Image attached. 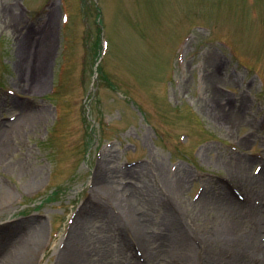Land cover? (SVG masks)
<instances>
[{
	"label": "rangeland",
	"instance_id": "374dc122",
	"mask_svg": "<svg viewBox=\"0 0 264 264\" xmlns=\"http://www.w3.org/2000/svg\"><path fill=\"white\" fill-rule=\"evenodd\" d=\"M25 114L0 157V264H65L67 240L145 264L98 182L150 211L160 264H202L228 223L264 264V0H0V120Z\"/></svg>",
	"mask_w": 264,
	"mask_h": 264
},
{
	"label": "bare ground",
	"instance_id": "6f19581e",
	"mask_svg": "<svg viewBox=\"0 0 264 264\" xmlns=\"http://www.w3.org/2000/svg\"><path fill=\"white\" fill-rule=\"evenodd\" d=\"M24 49L25 48L22 47V50H23V56L21 59L22 62L25 59ZM50 49H51L50 42L49 43L47 42V44L44 43V45L42 46V50L40 53L42 54L43 57H45V61L49 56ZM27 57H28V54H27ZM42 86L43 85L41 84L40 88H42ZM217 97L218 95H214L213 98H217ZM33 117H37V116L35 114L34 115L25 114V115H21L19 118L18 116L13 117L12 121L5 122V121L0 120V157H1V154L6 149L9 148V144H11L9 140H11V138L21 137V134H20L21 124H19L21 119H23L29 124L30 122L32 123L33 121H35ZM98 183H99L98 188L100 190H103L106 193V196L109 195V197L111 198V201L107 199L103 201L106 208L112 209V211L114 210V208L119 209L120 211L122 210L121 214H118V213L115 214L113 212L114 214V216L112 217L113 226L121 234H124V235L129 234L132 239L134 240L136 239L135 241L140 246H142V249L151 254V256L145 255V258L148 260L145 264H160V261L155 260L159 257L157 256L156 258H154V250L152 249L153 246L149 242L150 241L149 233H154L156 229L153 226L152 222H150V219H153V217L148 213L150 211H145L142 214H139V217H137L136 214H134L133 212H131V210H129V208L126 209L125 201L119 198V196L115 194V191L112 189L110 184H108L107 182L106 183L98 182ZM164 185L169 187L170 192L174 190V187H172L171 184L165 182ZM227 197L230 198V195H228ZM233 201H235V199H233ZM237 202L238 201L234 203L236 205H239L237 204ZM239 206H242V205H239ZM234 212L235 213L230 214L231 216L229 217H232L234 215H237V218L241 217V216H238L237 209ZM262 224L264 225V223ZM167 226L169 227L170 230L174 229L170 225H167ZM143 229L144 231H141ZM214 229L216 231H213ZM214 229L212 228L211 230H206L205 232H202L203 240L200 243V247L197 248V252H199V255H201L202 257V259L199 261L202 264H248V261H250V241H249L250 234L248 237L245 235H242L243 241L246 240L247 243H245V245L241 248L240 246H238V242L241 240L240 235L234 233L235 229L233 228V225H230L228 223V224H225V226L217 227ZM74 238L73 240H75ZM85 238L86 237H84V239ZM82 242L84 241L82 240L81 242H78V245L83 250L85 249L84 247L87 244L85 241L82 245ZM66 244L69 245V248L67 249V251L64 253V256H63V262L65 264H90V263L85 262L84 259H81L82 253H80L79 250L77 249L73 250V248L70 247V241L67 240L64 243L63 247H65ZM159 248H164V247H159ZM223 249L225 252L226 250H231L226 253L227 259L225 257V253L222 252ZM262 252H263L262 259L264 260V249L262 250ZM33 255H34V251L26 247L24 254L19 253L18 256L16 254V256L8 257V260L16 261L17 264H20V261L22 264H32L34 262ZM161 255H164V254H161ZM188 255H190V253H188ZM193 255H194V252H192V255L189 256V258L185 259L186 261L187 260L191 261L188 264H193V261H192ZM186 263L187 262L183 260H180L178 262V260H174V259H170V262H169V264H186Z\"/></svg>",
	"mask_w": 264,
	"mask_h": 264
}]
</instances>
